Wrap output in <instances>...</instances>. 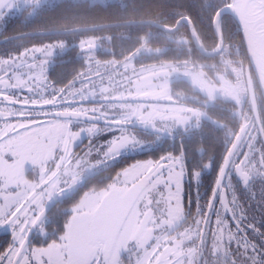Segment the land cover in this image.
<instances>
[{
	"label": "snow or ice",
	"instance_id": "snow-or-ice-1",
	"mask_svg": "<svg viewBox=\"0 0 264 264\" xmlns=\"http://www.w3.org/2000/svg\"><path fill=\"white\" fill-rule=\"evenodd\" d=\"M0 264H264V0H0Z\"/></svg>",
	"mask_w": 264,
	"mask_h": 264
},
{
	"label": "flooded vegetation",
	"instance_id": "flooded-vegetation-1",
	"mask_svg": "<svg viewBox=\"0 0 264 264\" xmlns=\"http://www.w3.org/2000/svg\"><path fill=\"white\" fill-rule=\"evenodd\" d=\"M3 236V233H0V237H2Z\"/></svg>",
	"mask_w": 264,
	"mask_h": 264
}]
</instances>
